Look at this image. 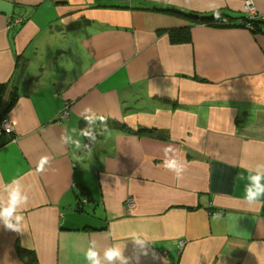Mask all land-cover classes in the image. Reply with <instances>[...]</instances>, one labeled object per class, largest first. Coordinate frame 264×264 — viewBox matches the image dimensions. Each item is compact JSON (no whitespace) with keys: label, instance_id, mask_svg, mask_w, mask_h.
<instances>
[{"label":"crops","instance_id":"obj_1","mask_svg":"<svg viewBox=\"0 0 264 264\" xmlns=\"http://www.w3.org/2000/svg\"><path fill=\"white\" fill-rule=\"evenodd\" d=\"M246 1L0 0V116L13 127L0 200L13 177L29 197L25 231L0 224V264H87L89 240L102 259L124 247L129 264H264V205L242 199L245 169L264 162V25L163 12L242 17ZM169 146L182 179L164 167Z\"/></svg>","mask_w":264,"mask_h":264},{"label":"clouds","instance_id":"obj_2","mask_svg":"<svg viewBox=\"0 0 264 264\" xmlns=\"http://www.w3.org/2000/svg\"><path fill=\"white\" fill-rule=\"evenodd\" d=\"M85 113H91L90 115L82 114V117L91 125L96 120V116L91 108L85 109ZM8 130L11 131V129ZM81 134L95 139L87 129L82 130ZM62 140L69 145H75L77 149L81 148L80 141L73 135L62 136ZM165 155L167 158L163 161L164 167L173 171L177 179H182L185 166L176 158L175 149L171 146L167 147ZM48 161L47 156L42 157L37 171H43ZM245 171L248 173V183L244 186L242 199L250 206L264 205V162H257L254 167H247ZM238 178L242 179L243 173H240ZM4 192L7 198L0 200V224L16 232L25 231L27 225L23 213L29 197L24 185L19 178L13 177L9 183L4 185ZM130 239L142 249L150 243L149 237L138 233L133 234ZM84 258L87 264H129V258L124 255V247L115 244L104 250L102 259L95 240H89Z\"/></svg>","mask_w":264,"mask_h":264},{"label":"trees","instance_id":"obj_3","mask_svg":"<svg viewBox=\"0 0 264 264\" xmlns=\"http://www.w3.org/2000/svg\"><path fill=\"white\" fill-rule=\"evenodd\" d=\"M163 12L177 15L181 18L186 19L190 26L194 24H205L213 27H230V26H241L248 28L251 31H260L261 26L264 25V17H257V18H248L246 15L240 17L235 16L234 14L226 13V12H214L209 14H196V13H188L181 11L176 8H166L163 10ZM239 18H242L239 20ZM239 20V21H238ZM171 40L173 42H183L188 41L190 38V32L187 29L181 30L180 32H176L175 30H172L170 33ZM5 91V86L0 85V100ZM12 105V102L10 103ZM2 116H0V119ZM94 131V130H93ZM93 131H90L92 136ZM95 139H91L90 137L85 136V147L86 150L90 149V147L93 145ZM80 208V207H79Z\"/></svg>","mask_w":264,"mask_h":264},{"label":"built area","instance_id":"obj_4","mask_svg":"<svg viewBox=\"0 0 264 264\" xmlns=\"http://www.w3.org/2000/svg\"><path fill=\"white\" fill-rule=\"evenodd\" d=\"M244 12L247 15L248 18L252 19V18H257V17H264V15L259 14V12L257 11L255 5L247 0L244 4ZM68 112L67 110H63V112L61 114H59V120L62 121L64 119L67 118ZM8 129H11V131H9ZM1 132H5V133H12L13 132V127L10 124L9 120L7 117H2L0 119V133ZM132 204V201H131Z\"/></svg>","mask_w":264,"mask_h":264},{"label":"rangeland","instance_id":"obj_5","mask_svg":"<svg viewBox=\"0 0 264 264\" xmlns=\"http://www.w3.org/2000/svg\"><path fill=\"white\" fill-rule=\"evenodd\" d=\"M246 15V14H245ZM247 16V15H246Z\"/></svg>","mask_w":264,"mask_h":264}]
</instances>
